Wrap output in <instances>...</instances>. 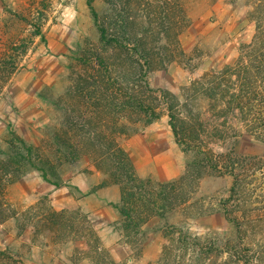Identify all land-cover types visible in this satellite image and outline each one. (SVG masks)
<instances>
[{
  "label": "trees",
  "instance_id": "trees-1",
  "mask_svg": "<svg viewBox=\"0 0 264 264\" xmlns=\"http://www.w3.org/2000/svg\"><path fill=\"white\" fill-rule=\"evenodd\" d=\"M108 1L110 7L99 13L94 0H88L99 39L85 40L71 64L69 84L54 101L60 113L57 124L46 129L38 145L16 133L8 140L10 154L0 158V223L19 213L6 198L10 183L34 169L60 185L61 169L87 157L119 185V224L124 241L132 245L153 216L189 203L207 174H228L233 181L220 209L231 230L222 240H208L172 224L165 230L160 263L264 264V152L217 153L207 145L224 139L226 130L235 129L233 122L239 121L245 128L241 135L264 146V0H246L255 31L236 62L193 80L183 101L171 90L152 87L148 75L186 56L179 41L188 21L184 6L179 0ZM42 22L32 23L34 31L0 57L1 88L28 54L34 36L41 35ZM203 99L208 111L197 112L196 102ZM164 113L187 161L178 178L157 181L138 173L119 139L130 127L151 124ZM205 113L212 116L202 119ZM46 215L43 222L52 223L56 234L59 229L74 234L78 218H84L79 210ZM0 264L26 263L0 249Z\"/></svg>",
  "mask_w": 264,
  "mask_h": 264
},
{
  "label": "rangeland",
  "instance_id": "rangeland-1",
  "mask_svg": "<svg viewBox=\"0 0 264 264\" xmlns=\"http://www.w3.org/2000/svg\"><path fill=\"white\" fill-rule=\"evenodd\" d=\"M179 1L188 16L187 25L179 34L186 56L176 57L165 68L151 71L148 79L152 87L171 90L183 101L186 88L193 80L207 71H219L236 62L241 46L251 41L255 24L248 17L250 6L246 0ZM93 6L102 13L110 7V1L94 0ZM39 20H43L41 35L34 36L28 54L20 58L12 78L0 87V158L9 156L8 140L14 133L38 145L46 129L57 124L60 113L54 101L69 84L71 64L85 40L97 42L99 39L88 0H0V57L13 44L29 36L34 31L32 23L37 24ZM18 54L15 53V57ZM196 103V108L193 107L197 112L208 111L207 100ZM208 115L211 113L202 114V119H208ZM233 124L235 129L226 130L224 139L207 145L217 153L264 152V146L256 145L254 137L241 135L245 128L239 121ZM119 140L143 177L170 181L185 169L186 154L176 141L166 113L151 124L130 127ZM87 161L94 165L84 157L72 166H64L61 184L56 185L52 194L35 197L38 199L35 203L20 199L21 189L29 190L34 183L30 179L37 172L34 169L23 175L28 177L21 180L19 186L22 177L7 186L6 198L19 213L0 223V249H6L26 264H162L160 258L167 241L165 230L172 224L183 225L189 232L208 240L217 237L222 240L227 230H231L220 203L228 196L233 178L228 174L210 173L200 181L189 203L164 216H153L132 245L124 241L117 221L109 236L110 240L118 238V241L108 247L98 234V227L108 223L107 208L102 213L87 212L78 205L83 192L67 191L74 187L68 183L72 176L90 173ZM261 166L264 194V159ZM109 179L106 174L96 188H102L105 200L112 202L120 187ZM86 180L82 176L79 182L83 185ZM261 202L264 203V196ZM64 210H79L84 214V218H78L77 230L72 235L63 229L56 234L52 223L43 222L48 218L47 212Z\"/></svg>",
  "mask_w": 264,
  "mask_h": 264
},
{
  "label": "crops",
  "instance_id": "crops-1",
  "mask_svg": "<svg viewBox=\"0 0 264 264\" xmlns=\"http://www.w3.org/2000/svg\"><path fill=\"white\" fill-rule=\"evenodd\" d=\"M25 81H23L24 83ZM32 95H35L32 91L29 92ZM88 163V169L90 170V173H85L81 172L78 176H72L70 181L68 183H71V185H74V187H70L67 191L74 193L77 192L76 189L82 191L83 197L80 198L81 200L85 198L84 201H78V205L82 207L85 211L89 210H94L95 212H103L105 208L109 211V214H106L107 217V222L104 226H99L98 227V234L101 238L102 241H104V244L106 246L110 247L111 245L115 244L116 241H118V238H114L110 240L109 233L113 232L115 223L119 221L120 215L118 212V208L116 207L119 202H120V189L118 196L116 198H113L112 202H109L111 200H105L104 198V190L96 188V186L106 178V174H103L101 171H99L90 161H87ZM72 166V165H71ZM68 167V166H66ZM85 176L86 177V182L82 185L79 182V179ZM28 176H23L19 181L17 186L21 184V180H24ZM143 177V176H142ZM30 179L34 181V183L31 185L30 189H21V194H20V199L21 201H25L27 199L30 201V203H35L38 199V195L40 194H48V193H53L56 185L44 180L42 176L40 175L39 172H35V176H30ZM66 182V181H65ZM85 186V187H84ZM112 187L115 189V185H112ZM110 187H107V189H110ZM37 197V198H35ZM95 203L96 207H92L93 204ZM101 206V207H99ZM98 208L97 210H95Z\"/></svg>",
  "mask_w": 264,
  "mask_h": 264
}]
</instances>
